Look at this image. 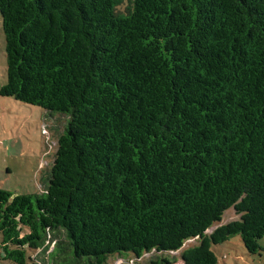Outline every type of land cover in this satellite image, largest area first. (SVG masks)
I'll use <instances>...</instances> for the list:
<instances>
[{
  "label": "trees",
  "instance_id": "trees-1",
  "mask_svg": "<svg viewBox=\"0 0 264 264\" xmlns=\"http://www.w3.org/2000/svg\"><path fill=\"white\" fill-rule=\"evenodd\" d=\"M0 14V96L66 117L43 192L0 189V264L51 247L53 264H174L192 239L182 262L217 264L238 235L264 251V0H0Z\"/></svg>",
  "mask_w": 264,
  "mask_h": 264
},
{
  "label": "rangeland",
  "instance_id": "rangeland-1",
  "mask_svg": "<svg viewBox=\"0 0 264 264\" xmlns=\"http://www.w3.org/2000/svg\"><path fill=\"white\" fill-rule=\"evenodd\" d=\"M129 2L119 7L125 11ZM6 39L0 14V89L7 82ZM65 116H51L39 106H32L11 97L0 96V189L18 194H41L43 176L48 172L57 151L58 139L64 132ZM240 216L232 208L225 212L223 220L208 230L238 220ZM264 247V238L260 240ZM198 245L197 239L188 240L183 248L166 255L174 264H184L181 253ZM51 247L46 254H38L35 263L53 264L49 260ZM217 264H263L264 251L249 254L241 236L213 246ZM153 255L136 260L133 255H115L107 264H146Z\"/></svg>",
  "mask_w": 264,
  "mask_h": 264
}]
</instances>
